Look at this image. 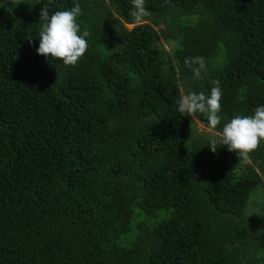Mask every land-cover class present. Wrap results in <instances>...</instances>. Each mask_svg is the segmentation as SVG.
Here are the masks:
<instances>
[{"label": "trees", "instance_id": "16d2710c", "mask_svg": "<svg viewBox=\"0 0 264 264\" xmlns=\"http://www.w3.org/2000/svg\"><path fill=\"white\" fill-rule=\"evenodd\" d=\"M0 264H264V0H0Z\"/></svg>", "mask_w": 264, "mask_h": 264}, {"label": "rangeland", "instance_id": "374dc122", "mask_svg": "<svg viewBox=\"0 0 264 264\" xmlns=\"http://www.w3.org/2000/svg\"><path fill=\"white\" fill-rule=\"evenodd\" d=\"M126 27L128 29H130L132 26L128 25ZM157 31H158V34H160L159 36H161L160 39L164 40L165 32L162 30V27H158ZM162 33H164V34H162ZM164 45H168L169 46V44H164ZM183 113L186 116H189V117L193 118V120H195V122H196L197 131L203 133V135H204V136L202 135L203 138H208L210 140V144L208 146L209 153H207V159L219 158L220 157V153L218 152V145H217V142H216V140L214 138V134H212V133H214L216 131L211 129L207 125V121L205 119H203L202 117H201L200 121H196V117H194V113L192 112V110H190L188 108L187 104L185 105V109L183 110ZM241 165H242V163H240L239 165L238 164L235 165V169H237Z\"/></svg>", "mask_w": 264, "mask_h": 264}, {"label": "water", "instance_id": "95a60500", "mask_svg": "<svg viewBox=\"0 0 264 264\" xmlns=\"http://www.w3.org/2000/svg\"><path fill=\"white\" fill-rule=\"evenodd\" d=\"M198 120H199V121L201 120V112H199Z\"/></svg>", "mask_w": 264, "mask_h": 264}]
</instances>
